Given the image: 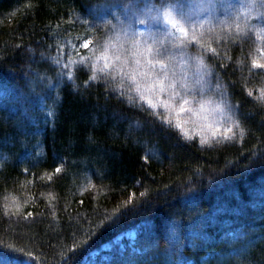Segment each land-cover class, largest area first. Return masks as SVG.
I'll return each mask as SVG.
<instances>
[{"label": "trees", "instance_id": "16d2710c", "mask_svg": "<svg viewBox=\"0 0 264 264\" xmlns=\"http://www.w3.org/2000/svg\"><path fill=\"white\" fill-rule=\"evenodd\" d=\"M190 1L0 0V264H264V0H212L189 46L232 110L218 137L109 60Z\"/></svg>", "mask_w": 264, "mask_h": 264}, {"label": "rangeland", "instance_id": "374dc122", "mask_svg": "<svg viewBox=\"0 0 264 264\" xmlns=\"http://www.w3.org/2000/svg\"><path fill=\"white\" fill-rule=\"evenodd\" d=\"M259 3L261 8L262 0ZM213 6L212 0H191L156 11L134 26L138 37L117 33L108 47L115 71L137 84L148 102L161 107L183 132L201 138L222 135L234 119L228 103L216 93L209 71L189 49L201 34L197 27L218 24L211 19Z\"/></svg>", "mask_w": 264, "mask_h": 264}, {"label": "snow or ice", "instance_id": "6c2138e0", "mask_svg": "<svg viewBox=\"0 0 264 264\" xmlns=\"http://www.w3.org/2000/svg\"><path fill=\"white\" fill-rule=\"evenodd\" d=\"M134 7H135V5H134V4H133V5H131V6H130V10H131V8H134Z\"/></svg>", "mask_w": 264, "mask_h": 264}]
</instances>
